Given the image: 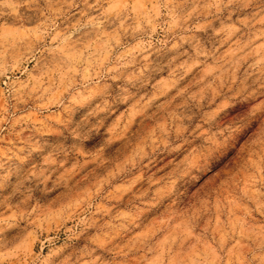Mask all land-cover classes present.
<instances>
[{
	"label": "clouds",
	"instance_id": "1",
	"mask_svg": "<svg viewBox=\"0 0 264 264\" xmlns=\"http://www.w3.org/2000/svg\"><path fill=\"white\" fill-rule=\"evenodd\" d=\"M0 264H264V0H0Z\"/></svg>",
	"mask_w": 264,
	"mask_h": 264
}]
</instances>
